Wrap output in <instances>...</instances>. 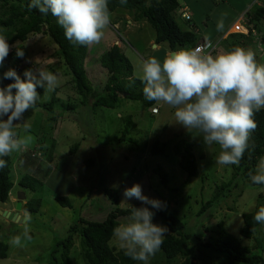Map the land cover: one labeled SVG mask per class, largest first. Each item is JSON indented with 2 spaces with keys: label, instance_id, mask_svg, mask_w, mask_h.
I'll return each mask as SVG.
<instances>
[{
  "label": "rangeland",
  "instance_id": "obj_1",
  "mask_svg": "<svg viewBox=\"0 0 264 264\" xmlns=\"http://www.w3.org/2000/svg\"><path fill=\"white\" fill-rule=\"evenodd\" d=\"M180 9L186 8L188 15L192 18L186 22L176 15V22L182 29L189 27L196 33L203 34L213 50L212 55L230 50L231 41H222L215 37L218 34L217 23L223 20V29L220 33L228 30L238 16L243 15L244 23H248L253 12L263 5L264 0H178ZM249 10L245 14V11ZM125 10L116 9L113 15L124 14ZM110 14V15H111ZM244 16L246 17L244 19ZM123 17V16H122ZM130 18V17H129ZM110 17L109 25L103 30L112 32L119 41L123 52L128 49L133 52V47L141 49L149 39L155 36L153 28L145 20H139L134 26L127 24L114 28ZM261 29L264 33V18L261 19L253 34L257 39H252L248 45L255 54L258 64H264V45H262ZM6 29H0V34L7 35ZM232 29L230 30V33ZM204 40V41H205ZM215 42L217 47L214 45ZM102 44L105 47H102ZM166 45V44H165ZM113 46L112 42L92 44L88 46L85 58V69L91 85L96 93L102 90L108 76V72L99 64V58L105 50ZM167 46V45H166ZM247 49L246 46H241ZM23 49L27 60L21 67L31 65V69L43 67L57 75L58 81L55 86L58 89L55 97L64 104L75 105V110L66 111L59 104H55V113L60 115V123L50 124L47 120L48 113L42 108H33L24 114L25 122L30 125V134L33 139L25 147H32L43 142L47 157L37 155L38 160L34 164L35 173L29 171L30 166L25 163L32 161L25 158L23 162L15 161L12 172L13 188L9 194V201L0 204V209H11L14 211L17 195L25 192L27 200L41 199V205L37 212L30 213L23 210L19 215L23 218L18 222L9 221L0 214V241L9 245L6 259H0V264H49L51 252L57 241L67 236L68 229L78 219L101 220L105 216V210L109 207V201L103 190L119 191V207L128 208L141 201L131 198L127 199L123 193L126 188L139 184L142 194L149 199H156L166 204L163 211L165 214L179 217L185 224V230L190 234L200 233L205 237L210 232L219 231L221 228L232 236L238 237V231L242 226L241 214L252 212L259 193L264 192V187H252L242 183L228 192L216 207H211L202 215H197L200 203L206 202L218 192V187L228 183L234 176L231 165H220L216 158L220 152L219 145L205 146L202 134L197 130H187L176 123L174 111L171 106L163 102H157L154 106L159 107V113L151 115L150 108L145 107L140 101L121 100L115 109L91 108L79 105V96L73 92L70 81L72 79L69 69L58 54V48L52 39L41 34H30L24 42H16L11 49ZM167 48V47H166ZM149 52V50H148ZM146 54V53H144ZM161 59V56L155 54ZM9 68L10 64H6ZM14 69V68H12ZM19 75L23 78V72ZM40 95L36 103H49L53 98V90L45 92L37 88ZM132 118V125L128 126L125 119ZM124 118V120L121 119ZM128 127L129 137L137 144H116V138ZM16 131L21 135L23 124L16 126ZM37 135V136H36ZM113 136V137H112ZM185 139L193 144V153L197 160V176L187 179L186 173L179 166V157L173 154L150 155L148 150L156 141L166 143L167 148ZM75 143H79L74 156L68 155L69 149ZM143 151V152H142ZM16 158V159H15ZM90 160L92 164L87 166ZM19 162V165L16 164ZM72 163V165L70 164ZM160 165L169 177L167 186L161 184L160 177L155 173V168ZM47 169L46 175L41 172ZM24 175H30L42 183L37 186L35 192L22 189L18 181ZM54 196H65L71 203V208L61 207ZM23 199V205H24ZM167 200L169 201L167 203ZM124 203H121V202ZM167 204L168 207H167ZM165 226L159 222H153ZM29 227L30 240L21 239L20 246L10 243V238L21 235L23 227ZM219 225V227H218ZM167 227V226H166ZM220 228V229H219ZM168 233H170L169 228ZM209 230V231H207ZM188 233V232H187ZM216 234V233H212ZM74 245L70 249V260L72 264H85L80 253V237H73ZM252 244H254L251 241ZM110 246L117 251L120 250L119 242L112 237ZM59 257V255H56ZM193 261L194 264H216L214 260L208 259ZM215 258V255H211ZM222 260L226 258L221 257ZM179 262L178 258L173 260ZM166 258L163 252L158 251L149 258L148 264H165ZM135 264H143L142 261ZM235 264H245L236 262Z\"/></svg>",
  "mask_w": 264,
  "mask_h": 264
},
{
  "label": "trees",
  "instance_id": "obj_2",
  "mask_svg": "<svg viewBox=\"0 0 264 264\" xmlns=\"http://www.w3.org/2000/svg\"><path fill=\"white\" fill-rule=\"evenodd\" d=\"M29 3L30 0H0V29L8 31L5 36L10 46L16 42L26 41L30 34H41L50 37L58 48V54L62 62L71 73L70 84L73 92L79 96L80 106L93 109H115L123 99L140 101L147 108L155 105L156 101L145 99L143 84L139 78L133 75L131 62L117 45L105 50L99 58V64L107 70L108 76L102 90L96 93V89L91 85L85 69L88 46L70 42L66 39L63 28L58 25L56 18L51 13L43 15L37 9H29ZM118 8L128 11L135 20L147 21L154 30L155 43H165L170 50H178L180 48L193 49L202 42L201 35L191 29L183 30L176 22V15L180 9L178 0H127L126 3H121V0H108L110 14ZM263 18L264 2L262 6H259L253 12L252 18H249L248 27L250 32L248 35L233 33L222 41L230 40L231 48L246 46L248 49L251 40L258 37L252 33V29H255L258 22ZM185 21L190 22L191 18ZM191 28H193L192 25ZM261 33V41L259 42L264 45L263 29H261ZM19 50L23 51L22 48ZM214 51L215 49L211 54ZM4 62L10 64L19 73L31 68V65L28 64L26 67H21L25 61L23 58H18L14 50L10 51ZM3 73L0 72V87H6L14 82L10 79H2ZM57 91L58 89L54 88L53 98L49 103H36L34 107L45 110L49 115L47 118L48 122L55 124V126L60 123V115L54 111L55 104H59L66 111L75 110V105L64 104L55 97ZM121 119L124 120L123 117ZM254 119L257 127L251 135L249 149L244 152L243 158L238 165H231L234 170L233 178L228 183L218 187V192L213 194L211 199L200 203V209L197 212L198 216L211 207H216L220 200L227 196L229 191L238 186L240 182L237 181V177L242 179V183L252 187H264V185L252 184L249 178V173L255 174L259 157L264 156V109L256 112ZM125 121L128 126L132 125L131 117L128 116ZM127 128L126 126L116 138V144L125 142L137 144L133 138L128 136L129 131ZM38 138V144L35 146L33 145L27 149L23 148L21 151L13 152L9 156L0 157V159H4L7 162V166L0 169V204L8 202L9 194L13 188L12 172L15 168L13 156L20 163L25 158L32 161L31 163H25V166H30L28 170L33 173H35L34 164L38 160L37 155L42 154L43 158L47 157L46 152L48 151L45 150L43 142L38 140ZM78 146L79 143L72 145L68 155L74 156ZM167 147L166 143L156 141L151 145L148 152L153 156L173 154L179 157V166L186 173L188 180L197 176L198 165L193 153L192 143L181 139L170 146V148ZM19 162L16 164L19 165ZM70 164L72 165V163ZM86 164L90 166L92 161L88 160ZM49 170L47 169L46 172L41 170V172L43 171L47 175ZM154 171L160 177L161 184L167 186L169 177L162 167L157 165ZM18 183L22 189L30 192H35L38 188L37 186L42 185L37 178L30 175L22 176ZM103 193L109 201V207L105 210L104 218L97 221L78 219L77 222L69 227L67 236L55 243L49 264H72L69 254L70 249L74 245L73 237L75 235L80 237V253L85 264H135L139 262L126 256L122 249L117 251L109 244L113 237V228L123 217L131 214V206L128 208L119 207V191L117 189H104ZM24 196L25 204L23 205V210L30 213L37 212L41 205V199L26 201L27 197L26 195ZM53 198L61 207L71 208V203L67 197L54 196ZM257 200L258 202L252 212L241 214L242 226L238 231V237L232 236L222 228H219V231L212 232L216 233L215 235L211 232L205 237H200V233L191 235L190 231L185 230V224L179 217L150 208L154 212L153 222H159L170 230V233L166 234L159 250L165 255V264H194L193 261L205 260L206 256H208V259H216L214 260L216 264H235L236 262L264 264V224H259L254 220L255 213L260 206L264 205V192L258 194ZM132 206L139 208L147 205L135 204ZM8 252L9 245L0 241V259H6ZM56 255H59V257H56ZM211 255H215V258L211 257ZM221 257L226 259L222 260ZM177 258L179 262H174L173 260Z\"/></svg>",
  "mask_w": 264,
  "mask_h": 264
},
{
  "label": "clouds",
  "instance_id": "obj_3",
  "mask_svg": "<svg viewBox=\"0 0 264 264\" xmlns=\"http://www.w3.org/2000/svg\"><path fill=\"white\" fill-rule=\"evenodd\" d=\"M126 2L121 0V3ZM28 8L37 9L43 15L51 13L63 28L66 39L83 46L98 44L110 23L108 0H30ZM246 13L249 16V10ZM222 29L223 20H220L217 30ZM230 29L227 35L234 33H230ZM224 37L222 33L220 39ZM213 43L217 47L218 43ZM12 47L7 37L0 34V67ZM16 56L23 58L24 52L17 49ZM139 71L145 99L174 108L176 123L201 133L205 146L219 145L218 164H239L257 127L255 114L264 109V64L256 62L251 49L235 46L215 55L199 47L169 50L162 60L155 56L142 59ZM2 79L14 81L0 87V157H5L21 151L33 139L28 134L31 128L24 114L35 107L40 97L37 88L45 92L54 90L58 77L38 67L26 69L22 78L15 69L9 68ZM154 108L159 111L158 106H152L151 115L157 114L152 113ZM18 124H23L25 135L15 130ZM6 166L7 162L0 159V169ZM249 178L254 185H264V156L259 157L255 174L249 173ZM123 195L126 200L135 198L147 206H131V214L117 222L112 235L126 256L148 264L168 232L166 226L153 223L154 212L150 208L163 210L166 204L143 195L139 184L126 188ZM254 220L264 224V205L259 207ZM22 237L31 239L27 224L22 236L11 237L10 243L20 246Z\"/></svg>",
  "mask_w": 264,
  "mask_h": 264
},
{
  "label": "crops",
  "instance_id": "obj_4",
  "mask_svg": "<svg viewBox=\"0 0 264 264\" xmlns=\"http://www.w3.org/2000/svg\"><path fill=\"white\" fill-rule=\"evenodd\" d=\"M186 10V8L184 9H179L178 11V15L181 17V13L182 11ZM113 13V12H112ZM123 16V17H122ZM111 19H112V23H113V27L114 28H119L121 27L122 23H123V26L125 28H127V24H130L132 26H134L135 23H138L139 20H135L134 18H132V15L129 14L128 11H125L124 14H117V16L111 14L110 15ZM130 17V18H129ZM239 17V16H238ZM191 18V17H190ZM192 20V18H191ZM187 27V29H183V30H189V27L191 25H185ZM193 28H195L194 25H192ZM232 29V32H234V28H231ZM230 29V30H231ZM199 35H201V41H204L206 38L203 34H201V31L199 33ZM221 35L222 33H220L218 31V34H215V37L216 38H221ZM228 35H225V37L223 38V40L227 37ZM206 41V40H205ZM102 43H108V42H112L113 45H117L119 48H121V45L119 43V41L114 37L113 33L112 32H108L105 34L104 38L101 39ZM13 46V45H12ZM102 47H105L104 44H102ZM167 47V48H166ZM133 52L128 50V49H125V51L123 52L125 54V56L129 59V61L131 62L132 64V67H133V75L137 78H139L140 76V71H139V63L142 59H146L147 57L149 56H155V54H158L161 56V60L164 58V56L166 55V53L170 50L168 48V46L165 45V43H160V44H156L155 43V36L152 37L151 39L148 40V42L146 43V45L144 44V46L141 47V49H137L136 47H133ZM14 49H11V51H13ZM122 50V49H121ZM149 50V52H148ZM16 51V50H14ZM123 51V50H122ZM146 53V54H144ZM27 58V57H26ZM26 58H23L24 61H26L27 59ZM11 66V65H10ZM13 68V67H11ZM9 69V67L6 65V63L4 62L3 63V66L0 67V72H6L7 70ZM159 113V112H158Z\"/></svg>",
  "mask_w": 264,
  "mask_h": 264
},
{
  "label": "built area",
  "instance_id": "obj_5",
  "mask_svg": "<svg viewBox=\"0 0 264 264\" xmlns=\"http://www.w3.org/2000/svg\"><path fill=\"white\" fill-rule=\"evenodd\" d=\"M245 13H246V11H245ZM243 15H241L240 17H238V19L233 23V25L231 26V28H234V33H242V34L248 35L249 32H250V29L248 28V25L246 23H244V21H243ZM181 17L184 18L187 21L190 20V16L188 15L187 12H184L181 15ZM244 19H245V17H244ZM228 31L229 30H226L225 32H223V35L224 36L227 35L228 34ZM252 33H253V30H252ZM209 44H210L209 42L201 43V44L196 45L193 49H196V48L199 47L205 53H211L214 47L213 48L208 47ZM152 113H157V109L156 108L152 109Z\"/></svg>",
  "mask_w": 264,
  "mask_h": 264
},
{
  "label": "water",
  "instance_id": "obj_6",
  "mask_svg": "<svg viewBox=\"0 0 264 264\" xmlns=\"http://www.w3.org/2000/svg\"><path fill=\"white\" fill-rule=\"evenodd\" d=\"M25 198L23 193H18L17 195V202H16V206L14 211H8V210H0V214L7 218L9 221H14V222H18L21 219H23L20 215H19V211L21 210V205H22V200Z\"/></svg>",
  "mask_w": 264,
  "mask_h": 264
},
{
  "label": "flooded vegetation",
  "instance_id": "obj_7",
  "mask_svg": "<svg viewBox=\"0 0 264 264\" xmlns=\"http://www.w3.org/2000/svg\"><path fill=\"white\" fill-rule=\"evenodd\" d=\"M9 210H11V209H9Z\"/></svg>",
  "mask_w": 264,
  "mask_h": 264
}]
</instances>
